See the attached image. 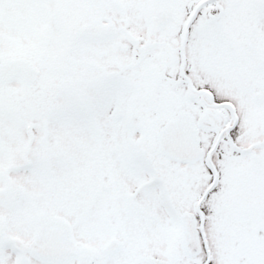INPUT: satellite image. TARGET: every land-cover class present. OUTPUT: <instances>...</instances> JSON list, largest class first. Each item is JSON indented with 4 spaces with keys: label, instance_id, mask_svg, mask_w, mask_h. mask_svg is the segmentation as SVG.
I'll return each instance as SVG.
<instances>
[{
    "label": "snow or ice",
    "instance_id": "6c2138e0",
    "mask_svg": "<svg viewBox=\"0 0 264 264\" xmlns=\"http://www.w3.org/2000/svg\"><path fill=\"white\" fill-rule=\"evenodd\" d=\"M0 264H264V0H0Z\"/></svg>",
    "mask_w": 264,
    "mask_h": 264
}]
</instances>
